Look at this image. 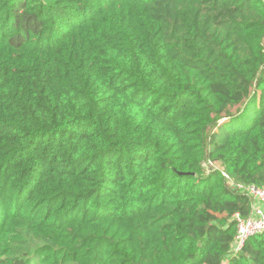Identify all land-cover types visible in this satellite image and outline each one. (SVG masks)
Returning <instances> with one entry per match:
<instances>
[{"label":"trees","instance_id":"1","mask_svg":"<svg viewBox=\"0 0 264 264\" xmlns=\"http://www.w3.org/2000/svg\"><path fill=\"white\" fill-rule=\"evenodd\" d=\"M238 185L264 0H0V264H264Z\"/></svg>","mask_w":264,"mask_h":264},{"label":"built area","instance_id":"2","mask_svg":"<svg viewBox=\"0 0 264 264\" xmlns=\"http://www.w3.org/2000/svg\"><path fill=\"white\" fill-rule=\"evenodd\" d=\"M209 164L213 166L211 162ZM222 175L226 182L232 184L226 172L223 171ZM238 189L250 199L251 212L247 217L240 213L233 217L237 225L234 252L241 251L250 238L264 234V188L255 185H238Z\"/></svg>","mask_w":264,"mask_h":264},{"label":"rangeland","instance_id":"3","mask_svg":"<svg viewBox=\"0 0 264 264\" xmlns=\"http://www.w3.org/2000/svg\"><path fill=\"white\" fill-rule=\"evenodd\" d=\"M216 167H218V165ZM224 264H228V261H226Z\"/></svg>","mask_w":264,"mask_h":264}]
</instances>
